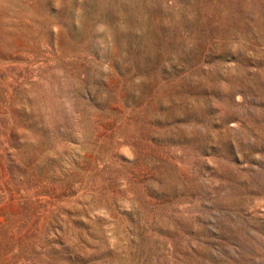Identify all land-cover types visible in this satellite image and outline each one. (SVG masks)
I'll list each match as a JSON object with an SVG mask.
<instances>
[{"label":"rangeland","instance_id":"obj_1","mask_svg":"<svg viewBox=\"0 0 264 264\" xmlns=\"http://www.w3.org/2000/svg\"><path fill=\"white\" fill-rule=\"evenodd\" d=\"M207 2L0 0V264H264V0Z\"/></svg>","mask_w":264,"mask_h":264},{"label":"bare ground","instance_id":"obj_2","mask_svg":"<svg viewBox=\"0 0 264 264\" xmlns=\"http://www.w3.org/2000/svg\"><path fill=\"white\" fill-rule=\"evenodd\" d=\"M192 1V0H191ZM207 1V0H206ZM198 0H193L192 4H185V6H187V8H189L187 13L182 12L181 14H179L178 16H176L173 19V23L171 25H168L165 29L162 28L161 26H157L156 23V17H155V21L153 22H148V23H141L140 26H142L143 28L146 27L147 24H149L150 28L152 29V32H150V34H152V36H162L161 32L165 33L166 36H170V38L168 39L169 42L173 43V45H179V43H181V41L183 42L185 40L184 37H182L180 35V31H182L183 27L189 28L188 30H190L191 32L195 33V35L198 34V30L201 29L203 26H207L206 22L208 21L207 18H209L211 15L214 16V13H217L218 10L217 8L213 5V4H209L207 2L206 7L204 8V11L201 12L200 15L195 14L193 17L194 19L191 18V15L196 11V8L194 7L193 4L197 3ZM232 2V1H230ZM234 3V0H233ZM236 3V2H235ZM251 4V3H250ZM238 5V2H237ZM245 6V5H244ZM235 8V7H233ZM192 14H191V11ZM234 10V9H233ZM150 11V10H147ZM235 12V11H234ZM237 14V13H236ZM243 14V13H242ZM159 15V13H158ZM224 16V15H223ZM241 16V15H240ZM143 17V16H142ZM162 16H160L161 18ZM218 17V16H217ZM245 16H242V18ZM202 19V22L200 21ZM225 19V18H224ZM210 20V19H209ZM212 20V19H211ZM228 20V19H227ZM242 23V22H241ZM238 24V22H237ZM231 25V24H230ZM209 26V25H208ZM207 26V27H208ZM242 26V25H241ZM248 26V25H247ZM211 27H213L211 25ZM215 27V26H214ZM240 27V26H238ZM216 29V28H215ZM186 30V29H183ZM211 30V29H210ZM248 30V29H247ZM245 30V31H247ZM215 31V30H214ZM244 31V30H242ZM125 32V31H124ZM207 32H209L207 30ZM239 32V30H238ZM123 33V32H122ZM182 33V32H181ZM242 33V32H241ZM244 33V32H243ZM206 34V33H205ZM239 34V33H238ZM247 34V33H246ZM244 34V35H246ZM201 35V34H200ZM243 35V36H244ZM151 36V37H152ZM207 36V35H206ZM221 36V35H220ZM205 37V36H204ZM245 37V36H244ZM187 38V37H186ZM181 46V44H180ZM180 46L178 48H180ZM177 47V46H175Z\"/></svg>","mask_w":264,"mask_h":264}]
</instances>
